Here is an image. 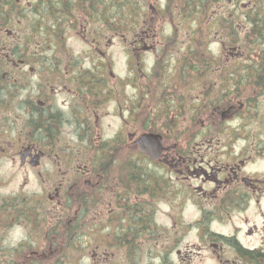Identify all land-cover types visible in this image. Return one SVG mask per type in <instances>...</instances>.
<instances>
[{
  "label": "flooded vegetation",
  "instance_id": "1",
  "mask_svg": "<svg viewBox=\"0 0 264 264\" xmlns=\"http://www.w3.org/2000/svg\"><path fill=\"white\" fill-rule=\"evenodd\" d=\"M12 163L44 204L0 197V262L264 264V0H0Z\"/></svg>",
  "mask_w": 264,
  "mask_h": 264
},
{
  "label": "rangeland",
  "instance_id": "2",
  "mask_svg": "<svg viewBox=\"0 0 264 264\" xmlns=\"http://www.w3.org/2000/svg\"><path fill=\"white\" fill-rule=\"evenodd\" d=\"M118 63L114 68L116 75L125 76V55L121 51H117ZM236 124V123H235ZM136 156L131 151L125 152L124 157ZM0 197L4 198V205L12 206V208L24 207L29 214L35 211L37 207L42 206V190L39 185L37 175L34 172L26 171L21 166L14 163L9 165L0 166ZM44 204V203H43ZM30 215V214H29ZM16 238L19 235H15ZM62 243V242H60ZM60 248L62 245L60 244ZM94 248V247H93ZM115 247L102 246L101 253L104 250H112L113 254L116 253ZM105 250V252H106ZM111 251V253H112ZM104 255V254H103ZM70 261L60 264H84L88 262H80L77 255L72 253L70 255ZM0 264H5L0 262ZM93 264H99V261L93 262Z\"/></svg>",
  "mask_w": 264,
  "mask_h": 264
},
{
  "label": "water",
  "instance_id": "3",
  "mask_svg": "<svg viewBox=\"0 0 264 264\" xmlns=\"http://www.w3.org/2000/svg\"><path fill=\"white\" fill-rule=\"evenodd\" d=\"M159 142H162L161 136L145 134L138 140L137 145L142 153L150 156L151 158H157L158 155L153 156L152 153L160 151V147L157 144Z\"/></svg>",
  "mask_w": 264,
  "mask_h": 264
},
{
  "label": "trees",
  "instance_id": "4",
  "mask_svg": "<svg viewBox=\"0 0 264 264\" xmlns=\"http://www.w3.org/2000/svg\"><path fill=\"white\" fill-rule=\"evenodd\" d=\"M61 238H64V239H65V238H66V235H63ZM61 242H62V241H61ZM61 245H62V243H61ZM62 252H63V251H62ZM62 252H61V253H62Z\"/></svg>",
  "mask_w": 264,
  "mask_h": 264
}]
</instances>
